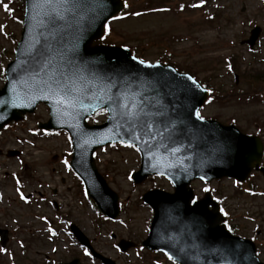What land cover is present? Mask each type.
<instances>
[{"label":"rangeland","instance_id":"374dc122","mask_svg":"<svg viewBox=\"0 0 264 264\" xmlns=\"http://www.w3.org/2000/svg\"><path fill=\"white\" fill-rule=\"evenodd\" d=\"M124 2L128 6L119 15L123 19L108 24L103 43L133 51L144 62H165L193 74L214 94L200 110V117L234 125L244 134L259 136L264 143V0ZM19 20L18 0H0L3 71L20 37ZM255 26L262 32L255 48L249 51L240 43ZM252 82L256 83L254 89ZM254 92L258 96L251 98ZM47 118V109L39 106L34 114L0 132V229L9 233L6 247H0V264H58L74 258L81 264H101L85 255L64 220L75 224L98 254L116 264H173L159 254L153 257L138 248L123 254L116 247L121 239L138 244L146 237L152 212L143 205L141 196L151 189L171 191L168 182L151 178L133 185L130 175L139 166L137 151L125 145L98 150L95 164L120 203L117 221L98 219L65 161L71 153L67 135L35 131L36 125ZM104 120L105 114H98L90 124ZM7 151L19 155L7 158ZM250 185L256 186L258 194L245 191ZM191 187L197 197L203 195L204 188L209 189L235 227V234L255 238L264 261V178L256 174L243 187L228 179L209 184L195 182ZM21 195L27 202L20 199Z\"/></svg>","mask_w":264,"mask_h":264},{"label":"water","instance_id":"95a60500","mask_svg":"<svg viewBox=\"0 0 264 264\" xmlns=\"http://www.w3.org/2000/svg\"><path fill=\"white\" fill-rule=\"evenodd\" d=\"M72 2L76 7L49 26L40 22L39 8L27 11L30 0H24L21 38L0 89V130L33 113L38 104L46 105L50 118L38 128L64 130L70 135V167L99 210L111 219L119 213L118 199L98 174L92 154L117 142L136 146L141 165L133 174L134 182L156 174L165 176L174 186L173 194L152 191L143 196L154 211L144 247L163 251L180 264H261L251 243L229 236L218 226V208L208 195L190 206L193 195L189 189L193 179L209 182L228 177L241 182L252 169L264 175V169H259L263 151L260 141L240 134L233 126L198 119L197 110L206 100L207 91L189 75L159 63H137L140 60L120 47L92 45L102 38L106 22L123 9L121 0ZM259 35L260 29L254 28L245 43L252 48ZM30 44L48 54L53 69L69 76L75 74L80 83L89 86L74 110L61 114L54 100L39 91L43 87L40 80L47 74L39 80L33 76L32 70L38 68L39 62L27 55ZM117 97H127L139 105L143 126L131 129L124 124L128 131L121 128L122 120L112 103ZM100 109L107 111L106 122L89 126L85 119ZM147 124L153 125L151 131ZM74 233L88 246L76 228ZM0 240L4 246L6 231H0ZM130 246L124 241L119 243L122 251ZM70 264L79 263L76 260Z\"/></svg>","mask_w":264,"mask_h":264},{"label":"snow or ice","instance_id":"6c2138e0","mask_svg":"<svg viewBox=\"0 0 264 264\" xmlns=\"http://www.w3.org/2000/svg\"><path fill=\"white\" fill-rule=\"evenodd\" d=\"M125 8L128 6L127 4L123 5ZM200 5H193V7H199ZM76 5L72 2V0H30L29 9L27 11H31L33 8H39L40 15L39 20L41 23L48 24L49 26L59 22L64 18L65 14L71 12ZM3 8L7 11L8 5H3ZM138 15V13H137ZM112 19H123V17L112 16ZM108 32V25L105 24V34ZM35 49L34 51L32 49ZM27 55L34 60H37L38 68L33 69L32 73L35 78L38 80L45 73L47 74V78L40 80V83L43 85L39 89L41 92H46L48 97H51L54 100L55 105L57 106L58 112L63 114L69 109H75L77 104L82 103L83 100V91L87 89L89 86L87 84L80 83V78L75 74L69 76L66 75L60 69H53L52 60L48 57V54L41 50L38 47H35L34 44H30L27 50ZM44 57L41 61L40 58ZM137 63L144 64V61H137ZM146 67H151L152 65H145ZM0 71H3L0 69ZM115 86V85H113ZM15 92V89H13ZM95 98V97H91ZM115 104L118 114L122 120L121 128L124 129V124H128L131 129H136L139 126H143L144 122L141 120L142 111L139 105H135L134 101L124 97L123 99L117 97L112 101ZM199 119V116L197 115ZM147 128L149 131L152 130L153 125L147 124ZM128 131V129H124ZM204 192H208L209 189L204 188ZM21 200H25L23 195L20 196ZM25 202H27L25 200ZM195 199L193 198L192 203H195ZM223 215V212L221 213ZM49 233H52L51 229H48ZM2 251V249H0ZM88 253L85 252V255ZM165 255H168L165 253ZM170 260H173V257H168ZM175 264V261H173Z\"/></svg>","mask_w":264,"mask_h":264},{"label":"trees","instance_id":"16d2710c","mask_svg":"<svg viewBox=\"0 0 264 264\" xmlns=\"http://www.w3.org/2000/svg\"><path fill=\"white\" fill-rule=\"evenodd\" d=\"M257 77L259 78V76L257 75Z\"/></svg>","mask_w":264,"mask_h":264}]
</instances>
